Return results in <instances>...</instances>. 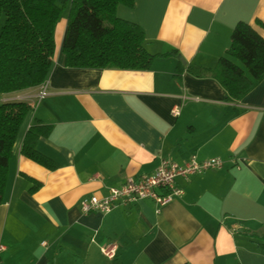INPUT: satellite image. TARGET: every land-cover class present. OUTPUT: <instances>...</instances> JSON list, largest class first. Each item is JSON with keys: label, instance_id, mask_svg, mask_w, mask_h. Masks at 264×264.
<instances>
[{"label": "crops", "instance_id": "1", "mask_svg": "<svg viewBox=\"0 0 264 264\" xmlns=\"http://www.w3.org/2000/svg\"><path fill=\"white\" fill-rule=\"evenodd\" d=\"M116 15L142 28L151 54L178 55L158 56L148 70L68 68L63 12L47 95L38 98L40 85L14 97L31 110L0 205V264H264L256 243L264 235V80L230 102L215 78L186 70L214 68L238 22L264 38V0H135ZM36 121L51 127L37 149L55 170L20 152ZM193 156L226 163L177 179L184 194L159 212L151 199L107 214L81 209L84 198L153 174L162 159L183 165ZM29 178L42 183L34 194ZM110 243L114 259L101 252Z\"/></svg>", "mask_w": 264, "mask_h": 264}, {"label": "trees", "instance_id": "2", "mask_svg": "<svg viewBox=\"0 0 264 264\" xmlns=\"http://www.w3.org/2000/svg\"><path fill=\"white\" fill-rule=\"evenodd\" d=\"M120 4L133 7L135 0H0V98L45 82L55 55L56 25L66 9L63 53L68 68L148 70L158 56L178 55L173 48L161 54L148 52L142 28L117 17ZM186 70L199 78H215L226 100L237 102L264 80V38L247 22H238L226 54L214 68L188 65ZM30 110L27 102L0 101V205L17 136ZM50 132V126L36 121L27 130L20 152L55 170L56 164L37 149L40 138ZM29 180V192L34 194L42 183ZM256 243L264 250V235Z\"/></svg>", "mask_w": 264, "mask_h": 264}, {"label": "built area", "instance_id": "3", "mask_svg": "<svg viewBox=\"0 0 264 264\" xmlns=\"http://www.w3.org/2000/svg\"><path fill=\"white\" fill-rule=\"evenodd\" d=\"M42 91L38 98L47 95V86L45 82L41 85ZM174 116L180 114V108L174 107L172 110ZM225 160L221 158H211L199 160L196 156L180 165L168 159H162L155 172L151 175L140 177L139 179L128 178L126 182L119 187H111L106 196L98 197L92 195L84 198L80 205L84 214L102 213L107 214L119 205H128L140 200L151 199L160 209L184 194V191L177 187V179L188 180L195 175L203 174L209 170H220L225 166ZM45 245V243H43ZM4 249L0 246V251ZM118 246L115 243L107 244L101 247V252L108 259H114L117 255Z\"/></svg>", "mask_w": 264, "mask_h": 264}, {"label": "rangeland", "instance_id": "4", "mask_svg": "<svg viewBox=\"0 0 264 264\" xmlns=\"http://www.w3.org/2000/svg\"><path fill=\"white\" fill-rule=\"evenodd\" d=\"M19 93H12V94H7L6 96H2L0 98L1 102H5V101H19L18 99L14 98L18 95Z\"/></svg>", "mask_w": 264, "mask_h": 264}]
</instances>
